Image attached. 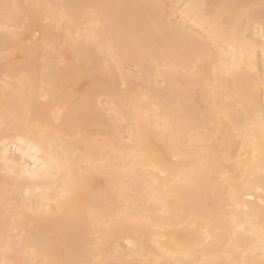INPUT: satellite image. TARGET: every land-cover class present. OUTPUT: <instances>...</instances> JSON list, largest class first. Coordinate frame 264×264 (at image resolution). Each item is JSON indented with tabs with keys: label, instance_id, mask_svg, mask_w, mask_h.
Returning <instances> with one entry per match:
<instances>
[{
	"label": "snow or ice",
	"instance_id": "1",
	"mask_svg": "<svg viewBox=\"0 0 264 264\" xmlns=\"http://www.w3.org/2000/svg\"><path fill=\"white\" fill-rule=\"evenodd\" d=\"M255 7L0 5V264H41L24 257L48 248L54 228L63 229L61 255L74 251L68 239L79 247L101 232L111 239L139 234L154 223L148 210L161 204V189L168 214L190 217L189 224L203 215L191 194L211 191L219 198L215 215L225 218L223 229L204 219L195 248L178 243L182 234L173 239L174 247L157 238L153 248L129 236L128 248L107 260L44 264H204L194 257L209 249L213 227L223 236V248L216 249L222 258L213 264H256L249 257L257 253L264 264V68L250 57L256 44L264 48V0L259 20ZM194 17L191 28L187 21ZM69 50L76 57L71 64ZM113 65L127 68L123 87L118 82L91 94L70 88L81 73L106 72ZM137 74L141 81L155 78L156 87L138 91ZM181 78H207L201 108L169 90V82ZM100 121L105 138L83 146L89 125ZM154 135H163L169 152L154 146ZM226 147L231 153L221 158L218 151ZM236 147L240 182L220 183L223 161ZM101 170L111 179L97 193L94 175ZM33 188L47 195L35 199ZM256 192L258 212L247 207L254 202L249 193Z\"/></svg>",
	"mask_w": 264,
	"mask_h": 264
},
{
	"label": "bare ground",
	"instance_id": "2",
	"mask_svg": "<svg viewBox=\"0 0 264 264\" xmlns=\"http://www.w3.org/2000/svg\"><path fill=\"white\" fill-rule=\"evenodd\" d=\"M202 3L209 6L212 5H221V4H251L255 5L254 12L256 14V19L259 20L260 16V4L261 0H0V5L4 3H14L21 5H30V4H48V3H94V4H156V3ZM170 13L172 9H168ZM195 17L193 20H188L187 24L191 28L196 27ZM0 22H2V13H0ZM69 57V63H73L76 57L73 55L72 51L69 50L67 53ZM0 56H2V50H0ZM250 57L254 65L258 68H264V48L261 44H256L252 51L250 52ZM209 68L211 66L209 65ZM122 72L127 73V68H122L116 65L111 66L107 69L106 72H88L81 73L78 79H75L71 84L70 88H79L81 94H91L96 92H105L110 87L115 86L118 82L121 83L123 87V82H121ZM208 76H213L214 83V74L209 71ZM3 81V74L0 72V83ZM136 88L137 90H148L150 88L156 87L155 78L149 82L148 80H139L137 74ZM209 81L207 78L204 80L192 81L191 78H181L172 82H169V90L175 89L177 95L183 99L187 104H190L194 109L201 108L204 105V95L203 88L208 85ZM163 84V81H161ZM199 84L201 87L198 89L194 85ZM190 85H192L190 87ZM43 87V85H41ZM37 100L40 103H44V98L37 97ZM0 110H2V97H0ZM102 111V110H101ZM88 139L83 142V146H88L96 140H103L106 133V125L103 121L97 122L95 124L89 125L87 128ZM224 137H221V142ZM233 139H235L233 137ZM154 146L159 150L164 152L170 151L169 142L163 137L153 136ZM216 148L219 150L221 144L220 142L216 143ZM234 147V145H232ZM231 153V147H226L224 152H219L218 155L223 158L226 154ZM241 160L240 148H235V155H230L227 160L223 161L224 172L221 176L217 178L220 183H229L238 185L240 182V177L242 175L239 168V161ZM195 163L194 161L192 162ZM111 177L106 170H101L94 175L95 187L93 191L99 193L109 188V181ZM43 187V186H41ZM91 187V186H90ZM46 191L38 192L35 188L32 189V196L35 199H39L41 196H46ZM193 197L197 198L202 205L200 211L203 215L198 216L192 219V224H189L190 217H185L178 219L175 215H169L168 212L163 207V201L168 199L167 194L163 193L161 189L160 199L161 204L157 205L155 202L152 207L149 208L148 214L152 217L154 223L151 227H145L141 233L135 231L125 234L124 239L116 237L111 239L106 236L103 232L99 233L92 237L90 243H84L77 247L75 242L71 239L67 240V243L70 247L74 249L71 255L64 253L61 255V251L65 244V239L63 236L62 228L52 229L54 233V239L51 242V245L46 248L44 251L38 252L36 255H33L31 252L24 258L28 259L31 262L40 260L41 264H44L49 259L52 260H61V259H77L81 261H94L100 262L113 258L114 254L119 251H124L128 248V237L138 238L143 241L149 248H153L154 241L159 238L160 243H167L169 246L174 247L173 239L181 237L178 240V243L186 245L192 248L197 247L201 243V234L202 229L199 228V225L203 223L204 219H208L211 224L213 221L219 225L220 229H223L224 217H216V212L219 207V198L216 197L211 191L208 192H194L191 194ZM253 196L254 202H250L247 207L258 212L259 211V193H249ZM2 201H3V184L0 183V235H2L3 225H2ZM172 207V204L169 205V208ZM40 227H46L45 225H40ZM212 243L209 245L207 252H199L194 259L203 261L204 264H213L214 261H218L222 257L216 251V249L223 248V236L218 235L217 228L213 227L211 229ZM243 240V237H241ZM135 242V240H133ZM204 243L208 242L207 237L203 239ZM3 257V252L0 251V258ZM243 258V257H241ZM249 259L256 261V264H259L261 260V255L257 253L254 256H250Z\"/></svg>",
	"mask_w": 264,
	"mask_h": 264
}]
</instances>
